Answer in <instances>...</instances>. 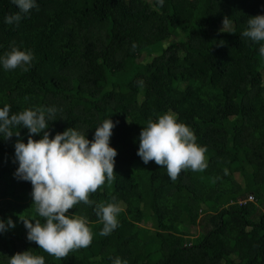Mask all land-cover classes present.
I'll use <instances>...</instances> for the list:
<instances>
[{"label":"trees","instance_id":"obj_1","mask_svg":"<svg viewBox=\"0 0 264 264\" xmlns=\"http://www.w3.org/2000/svg\"><path fill=\"white\" fill-rule=\"evenodd\" d=\"M37 4L6 24L18 9L0 0V55L12 47L34 55L27 72L0 67V107H56L50 138L75 127L91 141L110 118L115 179L89 194L91 206L68 210L87 218L93 239L57 259L27 240L22 221L44 222L31 183L14 176V144L27 143L28 131L0 139V219L15 223L0 234V264L28 250L45 264H113L117 257L126 264H264V58L260 44L241 35L249 17L264 15V0ZM168 112L206 148V166L182 169L175 180L137 155L142 128ZM100 203L121 208L108 236L99 235ZM197 226L203 231L193 237Z\"/></svg>","mask_w":264,"mask_h":264},{"label":"clouds","instance_id":"obj_2","mask_svg":"<svg viewBox=\"0 0 264 264\" xmlns=\"http://www.w3.org/2000/svg\"><path fill=\"white\" fill-rule=\"evenodd\" d=\"M18 11L5 17L6 24H18L30 11L38 7L37 0H11ZM163 6L164 0H156ZM23 14V16H22ZM231 23L223 21V29ZM241 35L260 44L259 54L264 58V15L249 17L247 28ZM34 59L31 50L12 47L0 55V67L5 71L17 68L27 72ZM142 86L143 82H138ZM58 109L54 106L25 109L12 113L11 106L0 107V139L20 137V129H27V143L17 139L14 144L15 161L18 167L15 178L30 182L36 213L44 219H24L27 240L35 242L40 249L62 259L74 249L88 247L93 239L86 217L66 215L69 209L83 202L92 205L90 193H95L105 181L115 179L114 167L117 151L110 146V137L115 124L105 119L95 128L90 141L86 134L74 128L51 137L49 121H55ZM14 129H19L14 131ZM34 136H40L34 140ZM206 148L197 144L196 136L189 126L178 122L174 113L168 112L153 122L149 121L139 135L137 155L147 165L154 161L175 180L182 169L201 170L205 164ZM94 211L103 227L101 236L110 235L118 226L121 208L117 203H100ZM15 228L11 218L0 219V234ZM7 264H45L43 256L30 250L8 257ZM113 264H126L117 257Z\"/></svg>","mask_w":264,"mask_h":264},{"label":"rangeland","instance_id":"obj_3","mask_svg":"<svg viewBox=\"0 0 264 264\" xmlns=\"http://www.w3.org/2000/svg\"><path fill=\"white\" fill-rule=\"evenodd\" d=\"M9 205V204H8ZM10 206V205H9ZM203 229L200 228L199 226L195 227L193 230H192V235L193 237H197V234H199L200 232H202Z\"/></svg>","mask_w":264,"mask_h":264},{"label":"built area","instance_id":"obj_4","mask_svg":"<svg viewBox=\"0 0 264 264\" xmlns=\"http://www.w3.org/2000/svg\"><path fill=\"white\" fill-rule=\"evenodd\" d=\"M249 200H252V198H251V197H249Z\"/></svg>","mask_w":264,"mask_h":264}]
</instances>
